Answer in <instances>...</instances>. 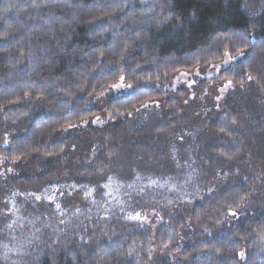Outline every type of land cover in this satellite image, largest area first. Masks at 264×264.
<instances>
[{
  "label": "clouds",
  "instance_id": "obj_1",
  "mask_svg": "<svg viewBox=\"0 0 264 264\" xmlns=\"http://www.w3.org/2000/svg\"><path fill=\"white\" fill-rule=\"evenodd\" d=\"M0 116V264H264V0H0Z\"/></svg>",
  "mask_w": 264,
  "mask_h": 264
},
{
  "label": "trees",
  "instance_id": "obj_2",
  "mask_svg": "<svg viewBox=\"0 0 264 264\" xmlns=\"http://www.w3.org/2000/svg\"><path fill=\"white\" fill-rule=\"evenodd\" d=\"M175 75H180V73H176ZM175 78V76H174ZM179 87H182V86H179ZM0 122H2V116H0ZM87 126V125H85ZM75 129H72L70 128L69 131H74ZM4 135L7 136L8 135V132L7 130H5L4 132ZM12 135H18V133L16 132H13ZM58 135V134H57ZM49 144L51 145V141H49ZM52 147H55V145H51ZM47 160H50V159H53V157H47L46 158ZM120 183L121 181L119 179H116L114 181H109L106 183V185H108V187H104L103 189H101V192L104 194V197L109 199L110 201L115 199V198H118L119 197V193H120ZM58 193H55L54 192V195H57ZM54 195L52 196L54 198ZM93 197L94 198H98L95 196V194H93ZM142 220H143V217H141ZM129 223H137L136 221H132V222H129Z\"/></svg>",
  "mask_w": 264,
  "mask_h": 264
},
{
  "label": "snow or ice",
  "instance_id": "obj_3",
  "mask_svg": "<svg viewBox=\"0 0 264 264\" xmlns=\"http://www.w3.org/2000/svg\"><path fill=\"white\" fill-rule=\"evenodd\" d=\"M225 55H228L227 51L225 52ZM198 67V66H197ZM181 75H184L185 73L181 70H177ZM232 86V81H227L226 84H225V88H230ZM113 87H117V85H113ZM69 129L72 128V125H68L67 126ZM104 187H108V185H105ZM88 195H92L91 192L88 193ZM37 199H39V197H37ZM45 199L51 203L52 200H53V197L52 196H46ZM229 215H234V213H229ZM127 219L129 220V222H132V221H136V222H143L142 218H141V215L139 213H136L135 215H130L127 217Z\"/></svg>",
  "mask_w": 264,
  "mask_h": 264
},
{
  "label": "rangeland",
  "instance_id": "obj_4",
  "mask_svg": "<svg viewBox=\"0 0 264 264\" xmlns=\"http://www.w3.org/2000/svg\"><path fill=\"white\" fill-rule=\"evenodd\" d=\"M179 86L185 87L184 85H179ZM179 86H178V87H179Z\"/></svg>",
  "mask_w": 264,
  "mask_h": 264
}]
</instances>
